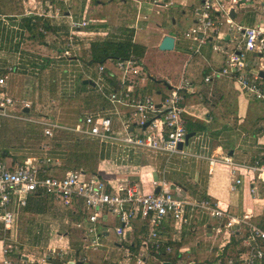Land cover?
Segmentation results:
<instances>
[{
  "label": "crops",
  "instance_id": "0c3cea01",
  "mask_svg": "<svg viewBox=\"0 0 264 264\" xmlns=\"http://www.w3.org/2000/svg\"><path fill=\"white\" fill-rule=\"evenodd\" d=\"M138 1L141 3L140 14L137 3L130 0H0V77L8 76L7 87L0 88V98L8 95L35 100L30 116H45L50 112L70 125L105 108L107 103L94 86L96 65L88 64L91 43L108 38L121 40L126 38V31H133V41L146 48L145 56L140 60L142 63L153 44L154 35L158 38L156 44L159 47L163 38L170 36L157 21L148 23L146 31H140L139 23L148 18L147 14L153 12L154 6L168 8L174 5V0ZM180 1L185 5L181 17L189 23V29L194 23L192 11L203 0H195L194 3L193 0ZM84 20L88 22L86 27L73 28L72 22L82 23ZM235 20L249 26L258 23V18L251 13H238ZM70 43L72 56L66 57L64 53L70 48ZM175 44L178 52L187 54L178 82L174 84L168 80L164 82L166 89H156L157 85L153 86L152 80L147 79L139 84L136 91L160 100L182 79L191 81L195 88L186 93L184 122L187 134L194 135L180 153L152 151L124 142L125 130L115 122L113 138L97 139L95 174L108 181L109 185H136L146 193L154 191L153 182H165L176 193L175 187L180 188L178 194L184 197L209 199L231 217L249 215V222L263 230L264 186L248 166L255 160L264 162V104L244 95L229 80L204 82L212 68L224 64V59L213 53L210 46H204L200 53H195L190 48L191 42L177 37ZM10 67L13 72L9 71ZM43 94L49 97L47 103H39ZM12 120L0 119V157L8 165L36 155L39 148L13 143V133L7 129ZM25 133L26 130L24 136ZM25 139L33 141L28 137ZM212 159L219 162L210 172ZM224 159L237 165L234 177L231 175L233 167L223 163ZM60 168L53 171L60 173ZM235 179L242 180V183L232 191ZM42 197H31L29 207L21 213L19 245L13 253L16 255L14 260L21 257L26 264H97L91 258H102V255L93 254L86 258L82 253L86 250V243L83 233L76 227L85 220L82 206L68 211L57 200ZM52 206L62 212L58 219L47 210ZM191 215L190 223L179 229L171 221L165 226L164 235L174 248L170 255L174 264H219L218 257L225 250L228 257L238 256L247 250L244 244L249 234L247 225L235 227V236L234 232L219 230L221 221L200 209H194ZM107 221L112 226L116 225L112 220ZM70 230L79 238L75 239ZM106 230V254H123V258L125 248L140 252L141 239L147 232L144 223L136 220L122 245L115 241L112 232ZM2 239L0 237V264L4 260ZM260 243L264 245V241ZM59 252L63 254L60 256ZM151 254L146 264L162 263ZM117 261L127 264L126 259Z\"/></svg>",
  "mask_w": 264,
  "mask_h": 264
},
{
  "label": "built area",
  "instance_id": "2783aa9c",
  "mask_svg": "<svg viewBox=\"0 0 264 264\" xmlns=\"http://www.w3.org/2000/svg\"><path fill=\"white\" fill-rule=\"evenodd\" d=\"M137 3L138 14L141 3ZM251 13L258 23L249 26L236 22L231 12ZM140 16V15H139ZM194 23L184 33L192 43L191 50L200 53L204 46L224 59L219 68H212L204 78L205 83L226 79L234 83L247 97L264 104V0H203L192 11ZM87 21L72 22L74 29L86 27ZM138 26L136 25L135 28ZM72 42L73 38H69ZM72 45L64 53L72 56ZM13 72L12 67L9 68ZM94 86L106 101L107 106L98 112L89 113L77 123H64L48 112L45 116H30L34 101L8 95L0 98V119L24 121L41 127L43 142L36 155L21 163L8 165L0 158V227L5 235L2 239L4 260L1 264H26L23 259L14 260L18 249L19 219L28 207L29 199L37 194L57 200L64 209L74 211L82 206L85 220L76 224L83 233L86 250L106 248V232H112L116 242L124 245L128 232L136 220L142 221L147 232L141 239V250L134 256V264H146L152 251L173 253L174 248L164 235L165 226L171 221L176 228L190 223L191 211L200 209L205 214L221 221L219 230L232 233L235 227L247 225L249 234L245 238L246 251L229 259L227 264H264V231L249 222L250 216L236 218L227 215L209 199H192L174 192L167 183L153 182L154 191L142 192L136 185H109L98 174L72 169L60 174L54 172L63 165L61 155L52 156V140L57 134L66 132L83 139L113 138V127L118 122L125 130L124 142L134 147L180 153L179 146L185 141L187 129L184 122V101L195 85L182 79L178 86L157 100L153 95L138 94L140 83L147 81L146 69L141 61L132 56L128 60L107 61L96 66ZM8 76L0 77V88L7 87ZM115 81V83H112ZM49 108V107H48ZM42 115V114H41ZM219 161L212 159L210 172ZM223 163L231 165V175L236 174L237 165L229 159ZM249 169L257 174L256 179L264 186V162L255 160ZM242 180L235 179L234 191ZM159 188V193L155 189ZM254 192V190H251ZM107 220L116 222L112 226ZM124 259L133 256L125 248ZM55 253V252H54ZM163 264V262L161 263ZM220 264V263H219Z\"/></svg>",
  "mask_w": 264,
  "mask_h": 264
},
{
  "label": "rangeland",
  "instance_id": "374dc122",
  "mask_svg": "<svg viewBox=\"0 0 264 264\" xmlns=\"http://www.w3.org/2000/svg\"><path fill=\"white\" fill-rule=\"evenodd\" d=\"M146 1V0H142ZM180 0H174V5L168 7V8H156L154 6L153 12L149 15L147 14L146 19H142L141 23H139V29L140 31H146V25L148 23H155L156 21L162 24V28H164L167 32V34H170V36L174 38H181L183 41L190 42L184 37V33L187 31L189 23H186L184 20H182V8L185 7L184 4L180 3ZM195 0H193V3ZM159 7V6H157ZM126 11L130 13V10L128 7H126ZM129 15V14H128ZM175 22V23H174ZM164 24V25H163ZM159 35V33H157ZM158 38L155 37V35L152 37L151 42H153L152 45H150L149 50L147 52V55L145 59L142 61L144 66L146 67V76L148 79L152 80L153 86H156V89H166V86L164 85V82L171 80L174 84L178 82V80L181 78V72L183 71L184 67V61L186 59V53L178 52L175 44V48L173 50H166L163 51L160 49L159 45H157ZM155 81L157 83H155ZM49 97L47 95L43 94L41 97V100L39 103H47ZM34 100V104H35ZM12 123L7 124V129L11 131L13 143L18 145H23V143L27 145H31L32 147L37 148L38 140L28 141L26 140L25 136L23 135L24 131L27 129L26 122L24 121H11ZM73 135V134H72ZM75 136V135H74ZM77 137V136H76ZM25 140H23V139ZM16 139H19L16 141ZM84 145H88L90 149L92 148L95 153L97 154L98 151V141L97 139H88L86 138L83 140ZM42 144V143H41ZM67 150L70 149V147H66ZM71 151V149H70ZM97 157L91 158L89 161V164H91L92 169H96L97 166ZM75 168L74 165L71 163L66 162L65 165H63L60 168V173L65 172L67 169ZM77 169H85L88 171H92L89 167L84 166ZM31 203V200H29ZM30 205V204H29ZM55 206H52L51 209H47L51 215H54L53 217H56L58 219L59 214L62 213L61 210H57L54 208ZM46 209V208H45ZM259 223V222H256ZM260 224V223H259ZM260 226V225H259ZM72 232V230H70ZM5 235L4 229L0 227V237L3 238ZM72 236L76 239H78V235L76 232H72ZM110 244L112 242H109ZM99 249V250H83V254L86 258H90L91 255L95 254L97 256L102 255L103 257H94L91 258V261L97 262V264H119L117 261L118 259L123 260V254L117 255V254H106V250ZM104 250V251H102ZM102 251V252H101ZM58 255H62L63 252L57 253ZM105 254V255H104ZM16 256V255H15ZM105 257H108V259H105ZM116 261V262H114ZM134 264V262L132 263Z\"/></svg>",
  "mask_w": 264,
  "mask_h": 264
},
{
  "label": "trees",
  "instance_id": "16d2710c",
  "mask_svg": "<svg viewBox=\"0 0 264 264\" xmlns=\"http://www.w3.org/2000/svg\"><path fill=\"white\" fill-rule=\"evenodd\" d=\"M126 38L121 40H112V39H105V40H95L90 45V60L88 62L89 65H102L105 64L107 61H120V60H128L132 56L137 57L139 60L143 59L146 53V48L140 44H137L133 41L134 32L126 31L125 32ZM113 83V82H112ZM27 129L25 133V137H28L30 140H38V146L40 147L41 143L43 142V136L41 127L27 123ZM66 147H70L69 150ZM39 149V148H38ZM52 156L61 155L63 159L64 165L66 162L71 163L77 169L80 167L87 166L92 171H88L83 169L85 172H91L95 174L94 168L92 169L91 164L89 161L91 158L97 157L95 151L88 145H84L83 139L76 137L70 133L61 132L56 135V137L52 140V150L49 153ZM65 154V157L62 156ZM1 158V157H0ZM82 170V169H81ZM35 197L43 198L42 195L37 194ZM30 202L28 203L29 207ZM36 207V203L34 204ZM27 207V208H28ZM264 230V225L261 226ZM236 236V232L234 234ZM234 237V236H233ZM133 249V245H131ZM129 248V247H128ZM133 252V251H132ZM137 250L134 249L133 256L126 260L125 263L132 264L134 262V256L137 254ZM155 258L162 262L169 261L171 263H175L172 257L170 256L172 253L162 252H151ZM226 250L220 255L218 258V262L221 264H227L230 258L229 255H226Z\"/></svg>",
  "mask_w": 264,
  "mask_h": 264
},
{
  "label": "water",
  "instance_id": "95a60500",
  "mask_svg": "<svg viewBox=\"0 0 264 264\" xmlns=\"http://www.w3.org/2000/svg\"><path fill=\"white\" fill-rule=\"evenodd\" d=\"M231 17H232V18H235V17H236L234 11L231 12ZM174 48H175V38L172 37V36L166 35V36L163 38L162 42H161L160 49L163 50V51H166V50H173ZM261 74L264 76V73H261ZM85 83H91V84H93L92 81H85ZM24 113H29V109H25V110H24ZM193 135H194V134L188 133V134L186 135L185 141H184L183 143L180 144L179 149H182L183 146H184L185 144L188 143L189 139H190ZM172 188H174V186H173ZM159 191H160V189L158 188V189L156 190V193H159ZM79 264H81V263H79ZM163 264H172V263H171V262H164Z\"/></svg>",
  "mask_w": 264,
  "mask_h": 264
}]
</instances>
